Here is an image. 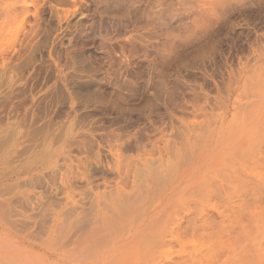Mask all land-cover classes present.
<instances>
[{
	"label": "rangeland",
	"instance_id": "rangeland-1",
	"mask_svg": "<svg viewBox=\"0 0 264 264\" xmlns=\"http://www.w3.org/2000/svg\"><path fill=\"white\" fill-rule=\"evenodd\" d=\"M154 1L0 0V264H264V5Z\"/></svg>",
	"mask_w": 264,
	"mask_h": 264
},
{
	"label": "bare ground",
	"instance_id": "bare-ground-1",
	"mask_svg": "<svg viewBox=\"0 0 264 264\" xmlns=\"http://www.w3.org/2000/svg\"><path fill=\"white\" fill-rule=\"evenodd\" d=\"M154 1V0H153ZM169 1V0H168ZM237 1V3H239V1H241V0H209V1H205V4H207L208 3V11L207 10H205V9H199V12H197V14L198 15H202L203 14V12L206 14V12H211L210 13V19L208 20L209 21V23H211V24H217V23H219V18L215 15V13H213V11H217V10H221V12H223V10L225 9V6L226 5H229V6H232L231 4H234L233 2H236ZM246 2H245V4L244 3H242V4H244V6L245 5H247V9H250V10H255V9H257V8H260L261 6H263L264 5V0H245ZM157 2H159V0L157 1ZM161 2H164L163 0H161ZM160 2V3H161ZM178 2H182V0H179ZM232 2V3H231ZM154 3H155V1H154ZM169 3H171V2H169ZM187 3V2H186ZM157 4V3H156ZM166 4V3H165ZM173 4V3H172ZM183 4H185L184 2L182 3V5ZM155 5V4H154ZM158 5V7H160L159 6V4H157ZM161 5V7H162V4H160ZM164 5V4H163ZM167 5H168V3H167ZM235 5V4H234ZM240 5V4H239ZM238 5V6H239ZM172 6V5H171ZM243 6V5H242ZM160 7V8H161ZM163 7H165V5L163 6ZM157 8V7H156ZM159 8V9H160ZM170 8V7H169ZM168 8V9H169ZM171 8H173V7H171ZM158 9V10H159ZM163 9H166V8H163ZM163 9H161V10H163ZM168 9H166V10H168ZM174 9V8H173ZM241 9H242V7H241ZM157 10V11H158ZM166 10H164V11H166ZM160 11V10H159ZM192 11H193V9H192ZM197 11H198V9H197ZM172 12V11H171ZM171 12H169V10H168V15H169V13H171ZM194 12H195V10H194ZM161 13V12H160ZM185 13V12H184ZM147 14H149V12L147 13ZM146 14V15H147ZM152 14V13H151ZM167 14V13H166ZM165 14V15H166ZM194 14H196V13H194ZM157 15V14H156ZM156 15L153 13L152 15H151V18H153L152 16H154L155 18H156ZM159 15V14H158ZM157 15V16H158ZM163 15V14H162ZM159 18H161L162 16H158ZM165 18V17H164ZM151 20V19H150ZM157 20V19H156ZM195 23V22H194ZM185 26H186V24L185 23H183ZM193 25V24H192ZM196 25V23L194 24V26ZM167 35H168V33H167ZM139 38V37H138ZM122 43H123V41H122ZM129 43V42H128ZM123 45L125 46L126 45V43H125V41H124V43H123ZM122 45V46H123ZM123 48V47H122ZM125 48V47H124ZM236 171H238V170H236ZM231 172V171H230ZM233 172V171H232ZM235 174V173H234ZM202 175V174H201ZM245 177V176H244ZM201 178H204V177H201ZM237 178V177H236ZM240 178V177H239ZM204 180V179H203ZM247 180V179H246ZM199 181V180H198ZM240 181V180H239ZM232 182H233V180H232ZM235 183V182H234ZM248 183V182H247ZM206 184V183H205ZM212 183V181H211V183H209V187H211L212 188V186L213 185H216V184H213ZM246 184V183H245ZM249 184V183H248ZM196 186V184L195 185H192L191 187H190V189H193L192 187H195ZM200 186V185H199ZM207 185H205V187H206ZM196 187H198V186H196ZM195 187V188H196ZM242 187L244 188L245 186L244 185H242ZM198 189V188H197ZM217 189V188H216ZM189 190V189H188ZM199 190V189H198ZM208 190V189H207ZM200 191V190H199ZM201 192H203V189H201ZM197 193H198V191H197ZM199 194V193H198ZM228 195V194H227ZM196 197V196H195ZM234 197V196H233ZM252 197V196H251ZM197 198H198V196H197ZM241 199V198H240ZM194 201H197V202H199V199H193ZM242 200V199H241ZM249 199H247L246 201H248ZM239 200H237L236 202H238ZM250 202H252V200L250 199L249 200ZM190 202V201H189ZM240 202V201H239ZM258 202V201H257ZM230 203V202H229ZM233 203V202H232ZM186 204V203H185ZM239 204H241V203H239ZM238 203H237V205H239ZM256 204V203H255ZM246 205V204H245ZM253 206V205H252ZM239 207H241V211H239L238 213L235 211V210H233V209H231V208H229V209H227L226 210V208H225V210H226V212H224L223 214L224 215H222L221 216V220L219 221V222H217V223H219L218 225H216L214 222H212V221H210V219L208 218V213L205 215L206 216V218L207 219H201V215L199 216V218H197V221H190V217L188 216V215H184V216H179V213H171V212H169L168 214H166V215H164L163 217H162V219L160 220H158L157 221V223H155L153 226H152V228H150V230L148 231V241H150V242H154V243H156L157 245H167V244H169V243H171V242H180V243H183L184 242V240H186L188 237H192L193 238V236H196L197 234H200V232L201 231H205V229H207V228H209V229H211L212 230V232L213 233H217L219 236H220V238L221 237H223L225 234H230V232H228L232 227H235L237 224H238V220H237V218L238 217H242V215L243 214H245L244 212H246L247 211V208L248 207H243L242 205H239ZM254 207L256 208V205H254ZM186 208H188V206L186 207ZM147 209V205L145 204L144 205V207L143 208H141V210L143 211V210H146ZM116 210H118V207H117V209ZM138 210V209H137ZM136 210V211H137ZM223 211V210H222ZM131 212V211H130ZM221 213V212H220ZM263 215H264V213H263ZM262 217V216H261ZM190 218V219H189ZM193 218H196V217H194L193 216ZM219 218V217H218ZM253 218V217H252ZM260 220V219H259ZM264 220V219H263ZM142 221V220H141ZM183 222H188L187 224V226H182V224H183ZM225 222H227V224L225 223ZM253 222V221H252ZM264 224V223H263ZM251 225V224H250ZM262 224H260V226H261ZM251 227V226H250ZM264 228V227H263ZM249 230H251L252 231V228L251 229H249ZM261 231V230H260ZM212 233V234H213ZM246 233V232H245ZM216 234V235H217ZM252 234V233H251ZM250 234V235H251ZM166 237L167 236V238H162V237ZM168 236H169V238H168ZM213 237V236H212ZM218 237V236H217ZM250 237V236H249ZM248 237V238H249ZM214 238V237H213ZM219 238V237H218ZM215 239H216V237H215ZM252 239V238H251ZM152 244V243H151ZM250 244V243H249ZM156 245V246H157ZM248 245V244H247ZM249 248H250V246H249ZM247 249V248H246ZM235 252V251H234ZM248 252H250V251H248ZM146 253V252H145ZM198 253V252H197ZM200 254H201V252H199ZM198 253V254H199ZM239 254H240V252H238ZM183 254V253H182ZM187 254V253H186ZM189 254V253H188ZM224 254V253H223ZM239 254H237L236 253V255H239ZM242 255V254H241ZM140 256H141V254H140ZM144 256V255H143ZM232 256V255H231ZM249 256H251V255H249ZM253 256V255H252ZM214 257V256H213ZM131 258V257H130ZM134 259H136L137 257H133ZM140 258V257H139ZM211 258V257H210ZM243 258V257H242ZM250 259H251V257H249ZM128 259H129V256H128ZM138 259V258H137ZM142 259V258H141ZM239 259H240V257H239ZM244 259H245V262H250V260L248 259V255H246L245 254V257H244ZM130 260V259H129ZM139 260V259H138ZM145 260V259H144ZM189 260H191V256H187V255H184V256H182L181 255V257H178V258H175V261L174 262H172V263H163V264H187L188 263V261ZM210 261V260H209ZM241 261H243V260H241ZM138 262V261H137ZM231 262V261H230ZM135 263V262H134ZM135 264H137V263H135ZM157 264V263H156ZM248 264V263H247Z\"/></svg>",
	"mask_w": 264,
	"mask_h": 264
}]
</instances>
